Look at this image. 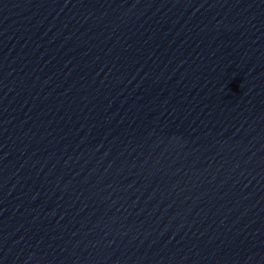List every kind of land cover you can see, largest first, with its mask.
<instances>
[{
	"label": "water",
	"instance_id": "1",
	"mask_svg": "<svg viewBox=\"0 0 264 264\" xmlns=\"http://www.w3.org/2000/svg\"><path fill=\"white\" fill-rule=\"evenodd\" d=\"M0 264H264V0H0Z\"/></svg>",
	"mask_w": 264,
	"mask_h": 264
}]
</instances>
